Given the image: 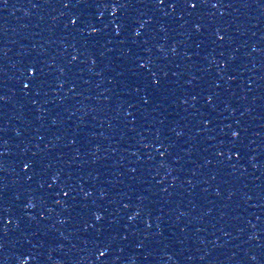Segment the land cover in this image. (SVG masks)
Wrapping results in <instances>:
<instances>
[{
    "label": "water",
    "instance_id": "95a60500",
    "mask_svg": "<svg viewBox=\"0 0 264 264\" xmlns=\"http://www.w3.org/2000/svg\"><path fill=\"white\" fill-rule=\"evenodd\" d=\"M73 2L96 32L73 27L56 0L0 4V262L23 253L29 264H264V0H224L192 16L120 0L115 17L112 0ZM138 56L151 57L164 81L148 105L140 99L148 68L133 71ZM36 61L47 83L25 95L19 69ZM233 130L239 159L233 150L220 163L215 153L227 152ZM54 172L75 189L66 205L40 188ZM93 214L102 226L85 231ZM110 244L97 260V246Z\"/></svg>",
    "mask_w": 264,
    "mask_h": 264
},
{
    "label": "snow or ice",
    "instance_id": "6c2138e0",
    "mask_svg": "<svg viewBox=\"0 0 264 264\" xmlns=\"http://www.w3.org/2000/svg\"><path fill=\"white\" fill-rule=\"evenodd\" d=\"M56 2L60 5V8L67 10L66 12H61V15H68V19H69V23L75 27L77 30H81L82 28L84 30L87 29H91V31L89 32V35H91L93 32L97 31L96 25L90 22H85L83 21L79 16H76L75 12H73V8L75 7L73 0H56ZM77 2H79V0H77ZM151 4L156 7L159 10H162L165 7H171L173 11H175L176 9H181L182 12H186L189 16L195 15L196 13H198L199 10H201L205 5L210 4L212 8H217L218 6H223L224 0H215V2H213V0H150ZM0 4H4V6H7V0H0ZM110 6L113 8L112 11V16L115 17L118 13L117 9H123L124 7H126L125 4L120 3V0H112ZM70 14V15H69ZM165 15H168L167 12H165ZM55 19V17H54ZM181 19H183V17H181ZM143 24L140 25V28H143ZM65 27H68V25L66 24ZM202 27V25L197 22L194 24V28L195 30L198 32L200 30V28ZM124 28L123 24H117L116 25V29L114 30V34L116 37H119L121 34V30ZM142 33L141 31H136V36L139 37L141 36ZM215 35L217 37V39L219 41H224L225 40V36L221 35V30L217 29L215 32ZM121 43H123V41H121ZM145 44L148 43L147 40L144 41ZM255 50V49H254ZM172 53L176 52V48L172 47L171 48ZM159 52L161 54H165V48L163 46H161L159 48ZM7 55V51H5L3 48H0V56H6ZM221 55H223V53H221ZM79 58V53L77 52V54H73L71 55V61H76ZM166 58V56H165ZM190 59V57H189ZM135 67L133 68V71L140 73L142 70H144L146 67L148 68V75L145 77L146 80V87L144 89V91L147 93L146 95L142 96L140 99L142 100V103L144 105H148L150 103V100L152 98V93L158 92L164 84L163 79L158 76L157 72L154 71L151 67H148L149 64L152 63V59L151 57L145 59L143 56H138L137 59L133 62ZM41 61H36V62H24L22 63L20 69H19V73H20V77L21 79L18 81V83L20 84L21 88L20 90L25 94L28 95L31 92H35L36 95H40V90H42L45 87L46 79L43 78V68L40 67ZM93 64H95V61L93 60ZM13 67H15V65H13ZM167 75V73H165V76ZM51 85H48V87H50ZM220 85H217V87H219ZM59 88H63L64 87V82H60L58 84ZM149 89H151V92H149ZM73 91L75 89H72ZM137 92L140 91V88L138 87L136 89ZM0 92H3V87L0 86ZM193 100L196 99L195 96L192 97ZM0 101H7L6 99V95L0 94ZM154 102V101H153ZM181 103L183 104H187L188 101L186 99H181L180 100ZM209 104L213 103V98L211 96L208 97V101ZM55 123V122H53ZM210 123V121H209ZM205 126H207L205 124ZM229 128H231V125H228ZM246 130V129H245ZM172 131L177 135L180 136L182 134V132H178L176 131L175 128L172 129ZM221 131H223V129H221ZM6 132V128L4 127H0V133ZM16 135H19V131H17ZM231 136V143L230 144H226L225 147L227 148V152L222 150V149H218L217 152L215 153L216 157L218 158V161L220 163L224 162V158L225 156H227V161H231L232 156L229 155L228 153L232 152L233 150H235L237 152V158L239 159V153L241 151V149L238 147V142H240V131L239 130H233L230 133ZM0 139H2V137H0ZM41 139H43V137H41ZM73 143H75V141L73 140ZM161 143V147H163V143ZM4 144H7V141H4ZM230 145V146H229ZM2 147H4V145H2ZM156 152L159 154V156H165L168 155L167 150L165 149L164 151H161V148H157ZM6 153L4 150L0 151V160H3V158L5 157ZM35 155V153L33 154ZM135 155V153H134ZM208 163H211V161H208ZM165 165V161L161 160L160 163V167L163 168ZM255 167V165H253ZM232 167H235V165H232ZM49 168H51V165H49ZM22 169H23V176L27 177V180L31 181L33 179V175H30L29 172L32 171V165H30L27 161L22 162ZM133 172L136 171V169H132ZM60 176L61 173L60 172H54L51 173L49 176L50 179V183L48 182V180H44L42 177V183L40 184V188H44L45 184H47V188L52 190V199L54 201V203L56 205H61V200L63 199V203L66 205L68 204V200H75L76 197L73 195V193L75 192V189L73 188L72 184L65 181L63 183L60 182ZM71 178V175L69 174V180ZM213 179H215L216 177L213 176ZM190 182V181H189ZM81 191L84 193V198L87 199L89 197L93 196V192L92 191H86L83 188H81ZM163 191H167V189H163ZM3 193V189H0V194ZM106 194V190L104 189H100L99 191V197L102 199L104 197V195ZM217 196L220 195V192L217 191ZM26 206H34L30 203H27ZM123 207L125 209L129 208L130 205L128 203L123 204ZM94 215V221L89 225L88 221H85V228L84 230L87 231L88 227H92V228H97L98 225H101V222L104 220V216L100 215V214H93ZM140 215V212L137 211L134 215H130L128 217L129 221H133L135 220V218L137 216ZM43 218V217H42ZM66 221L61 220L60 223H64ZM8 223H12L11 220L8 221ZM102 226V225H101ZM148 227H151V224H148ZM114 239V238H113ZM123 239H127V236H124ZM250 239H255V236L250 237ZM112 247V244L110 245H106L104 247H100L97 246L98 250H99V256L96 257L97 260L100 259V257H106L107 255H109L110 253V249ZM3 248V245L0 244V249ZM121 251H123V249H120ZM16 264H29V258L25 257V255L23 253H21L20 255L16 256ZM253 260L256 259V257H252ZM0 264H2V262H0Z\"/></svg>",
    "mask_w": 264,
    "mask_h": 264
}]
</instances>
